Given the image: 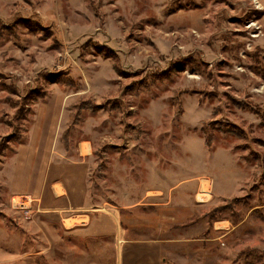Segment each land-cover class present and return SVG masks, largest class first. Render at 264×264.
I'll list each match as a JSON object with an SVG mask.
<instances>
[{
    "label": "rangeland",
    "instance_id": "rangeland-1",
    "mask_svg": "<svg viewBox=\"0 0 264 264\" xmlns=\"http://www.w3.org/2000/svg\"><path fill=\"white\" fill-rule=\"evenodd\" d=\"M56 180L162 217L156 264H264V0H0V264H116Z\"/></svg>",
    "mask_w": 264,
    "mask_h": 264
},
{
    "label": "crops",
    "instance_id": "crops-1",
    "mask_svg": "<svg viewBox=\"0 0 264 264\" xmlns=\"http://www.w3.org/2000/svg\"><path fill=\"white\" fill-rule=\"evenodd\" d=\"M58 184L61 187L60 193H57L54 188V186ZM150 192L151 190L148 189L145 194L140 197L142 199H150L145 206L158 207L163 206L161 204H165L155 201L154 199H156V196L149 195ZM16 195L17 194L14 196ZM38 195L39 194L36 196ZM22 196L31 195L29 193H23ZM46 198L47 202L45 204L39 205L38 203L37 210H40V206H42L40 211L49 214H58L61 224L64 227L65 234H74L77 238L87 239L90 243V247H96L98 253L101 251V248L105 246L104 244H114V258L116 264H156L157 257L162 254V241L161 239L159 240V235L147 237L148 230L154 231L160 229V227L158 228V224L161 222L160 220L162 217H150L149 215H146V217L120 216L119 211L121 207H127L129 211H132L133 208L136 207L135 202H125L120 205L115 204V206H113L114 209L100 208L98 209L99 212L97 210L96 214H91L88 213L89 208L84 206V204L77 201H70V195L65 185L58 180L50 185V192H47ZM34 200L39 202V198H34ZM87 210L88 212H84ZM69 218H74L75 221L72 225L65 226L64 220ZM96 239L99 240L97 241ZM100 239L110 240L101 241ZM68 250L69 249H66L65 251L67 252L65 253H68ZM85 264H94V262H87Z\"/></svg>",
    "mask_w": 264,
    "mask_h": 264
},
{
    "label": "trees",
    "instance_id": "trees-1",
    "mask_svg": "<svg viewBox=\"0 0 264 264\" xmlns=\"http://www.w3.org/2000/svg\"><path fill=\"white\" fill-rule=\"evenodd\" d=\"M129 88H131V87H129ZM37 97H38V96H37ZM83 103H84V102H82V103H80V104L78 105V110L84 106ZM94 108H95V105L91 106V109H94ZM218 130L221 131L222 133H233V134H235V135H240V132H242L241 130L239 131V130L237 129V127H235L234 125H231V126H225V125L222 124V123L219 125V129H218ZM238 131H239V132H238ZM66 136H67V132L63 133L64 141H65L66 138H67ZM206 144H207V145L210 144L208 138H207V142H206ZM211 216H212V215L209 213V214H208V217L211 218Z\"/></svg>",
    "mask_w": 264,
    "mask_h": 264
},
{
    "label": "bare ground",
    "instance_id": "bare-ground-1",
    "mask_svg": "<svg viewBox=\"0 0 264 264\" xmlns=\"http://www.w3.org/2000/svg\"><path fill=\"white\" fill-rule=\"evenodd\" d=\"M83 148H85V146ZM54 188H55V191L57 193H60L61 192V187H60L59 184L58 185H55ZM207 191H208V186H206V184H204L202 186V188H201V192H207ZM15 206L16 207L17 206H20V203L19 202H15ZM64 222H65V225L66 226H70L74 222V220H73V218H69V219H65Z\"/></svg>",
    "mask_w": 264,
    "mask_h": 264
}]
</instances>
